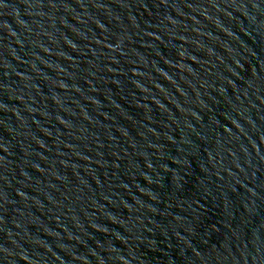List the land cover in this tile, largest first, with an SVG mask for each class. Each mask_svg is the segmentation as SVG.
I'll use <instances>...</instances> for the list:
<instances>
[{
    "label": "water",
    "instance_id": "water-1",
    "mask_svg": "<svg viewBox=\"0 0 264 264\" xmlns=\"http://www.w3.org/2000/svg\"><path fill=\"white\" fill-rule=\"evenodd\" d=\"M0 264H264V0H0Z\"/></svg>",
    "mask_w": 264,
    "mask_h": 264
}]
</instances>
